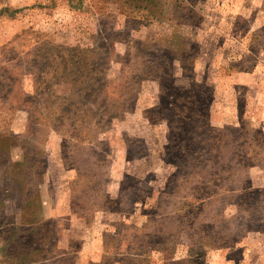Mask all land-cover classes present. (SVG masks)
Wrapping results in <instances>:
<instances>
[{"label": "rangeland", "instance_id": "rangeland-1", "mask_svg": "<svg viewBox=\"0 0 264 264\" xmlns=\"http://www.w3.org/2000/svg\"><path fill=\"white\" fill-rule=\"evenodd\" d=\"M0 264H264V0H0Z\"/></svg>", "mask_w": 264, "mask_h": 264}, {"label": "trees", "instance_id": "trees-1", "mask_svg": "<svg viewBox=\"0 0 264 264\" xmlns=\"http://www.w3.org/2000/svg\"><path fill=\"white\" fill-rule=\"evenodd\" d=\"M4 10H6V9H4Z\"/></svg>", "mask_w": 264, "mask_h": 264}]
</instances>
